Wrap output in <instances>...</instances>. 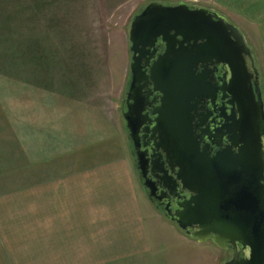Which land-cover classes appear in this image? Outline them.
I'll use <instances>...</instances> for the list:
<instances>
[{"label":"water","instance_id":"water-1","mask_svg":"<svg viewBox=\"0 0 264 264\" xmlns=\"http://www.w3.org/2000/svg\"><path fill=\"white\" fill-rule=\"evenodd\" d=\"M158 42L165 51L150 64ZM128 43L120 110L147 199L183 200L164 216L190 240L231 251L222 264H264V96L241 29L211 9L150 1L130 22ZM148 85L160 95L154 121L144 114ZM218 96L223 106L204 114L205 102L215 105ZM214 114L218 128L202 129Z\"/></svg>","mask_w":264,"mask_h":264},{"label":"crops","instance_id":"crops-1","mask_svg":"<svg viewBox=\"0 0 264 264\" xmlns=\"http://www.w3.org/2000/svg\"><path fill=\"white\" fill-rule=\"evenodd\" d=\"M181 1L250 20L264 39V0ZM89 99L29 96L22 123L0 109V264H131L153 251L122 114L124 130Z\"/></svg>","mask_w":264,"mask_h":264},{"label":"rangeland","instance_id":"rangeland-1","mask_svg":"<svg viewBox=\"0 0 264 264\" xmlns=\"http://www.w3.org/2000/svg\"><path fill=\"white\" fill-rule=\"evenodd\" d=\"M150 1L156 0H0V109L22 123L29 96L33 106L49 107L58 104V95L90 98L109 108L122 129L119 105L129 80V24ZM229 21L240 26L253 49L264 96L263 35L250 20ZM124 134L128 139L126 128ZM9 166L0 162V168ZM152 206L153 251L131 264H222L230 258L212 243L190 240Z\"/></svg>","mask_w":264,"mask_h":264},{"label":"flooded vegetation","instance_id":"flooded-vegetation-1","mask_svg":"<svg viewBox=\"0 0 264 264\" xmlns=\"http://www.w3.org/2000/svg\"><path fill=\"white\" fill-rule=\"evenodd\" d=\"M158 2H160V1H158ZM160 3L165 4V5L174 4V3H167V2H160ZM129 48H130V45L128 47V54H129V79H130V64H131L132 54L130 53ZM164 51H165V46L161 42H158L156 44V46L150 50V53H154V57L150 58L151 59L150 60V64H152L160 55H162L164 53ZM144 63H145V60L143 61V64ZM144 70L147 73L149 72L148 68H145ZM128 85H129V80H128V83L126 85L127 87H126V89H125V91L123 93L121 103L125 99V94L127 92ZM143 93H144V96L148 99V103H149V105L146 106V110H145L144 114H147L149 120L154 121L155 117L152 115V112L159 105L158 101L160 99V95L153 92V89H152L151 85H148L144 89ZM121 103H120V105H121ZM223 104L224 103L220 100V96H218L217 101L215 102V105H213L211 102H205V104H204L205 109L203 110V113L206 114L207 112H213L215 109L221 108L223 106ZM120 105H119V108H120ZM216 115L217 114L212 115L209 118L207 124L202 129H209L210 131H213L214 129L218 128L219 123L221 122V119L216 118ZM147 125H148V123H147ZM196 133L200 137V141L203 144L208 143L207 136H205V134L200 129L197 130ZM143 136L144 135L141 133L140 137L142 138ZM148 136L151 139L152 134L149 133ZM128 142H129L130 149H131V155L133 153L135 154V152L133 150L132 142L130 141L129 138H128ZM150 142H151V147H152L153 146L152 140H150ZM140 149L143 152L147 151L148 154L151 153L150 147H144V142L143 141H141V148ZM216 150H217V148L213 147V152L216 151ZM132 157H133V160L135 161L136 157L134 155H132ZM157 195L160 196V192ZM181 197H183V198L187 197L188 198L187 195H181ZM182 201L183 200H179L177 198H170V199H168L166 201L163 200L162 202L154 200V203H153L154 205L153 206H154V209H156L158 212H160L162 214L163 213L165 214V212H164L165 207L169 205V209L174 213L176 210H178V204L181 203ZM168 220H169V218H168ZM227 254L230 255V257L232 256L231 251H228Z\"/></svg>","mask_w":264,"mask_h":264}]
</instances>
